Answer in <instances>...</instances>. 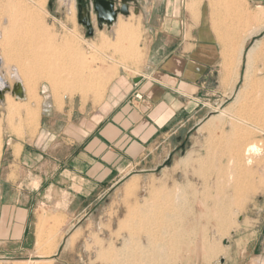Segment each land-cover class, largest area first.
Returning a JSON list of instances; mask_svg holds the SVG:
<instances>
[{"label": "rangeland", "instance_id": "obj_1", "mask_svg": "<svg viewBox=\"0 0 264 264\" xmlns=\"http://www.w3.org/2000/svg\"><path fill=\"white\" fill-rule=\"evenodd\" d=\"M163 1L127 0L128 16H119L111 26H101L92 13L91 27L84 25L77 0L17 1L26 12L18 10L12 15L14 18L6 16L3 27L8 30L13 26L19 32L14 37L18 45L15 44L23 49L19 50L21 54L27 48L21 35L34 27L31 29L40 38V51L52 61L46 63L41 73L30 75L31 83L37 87L33 86L36 95L40 96L37 98L41 99L40 120L49 100L60 108L67 98L100 103L119 74H143L153 54L147 32L161 24L158 16L167 5ZM90 3L91 0H85L84 7L88 9ZM188 9L192 11V7ZM145 13L151 14L150 20L143 16ZM11 20L17 21L18 26ZM242 21L246 36L249 19L236 18L237 27ZM124 24L133 30L120 33ZM90 31L94 32L93 36ZM255 34L245 47L242 68L246 67V75L238 85L237 97L228 103L215 101L219 102L218 107L210 109V120L198 135V145H190L189 141L175 143V152L169 160L152 173H123L117 186L119 194L109 193L107 202L93 205L85 214H77L75 220L43 214L37 225L34 251L30 246L28 253L10 254L9 264H224L230 245L244 229L250 228L251 219H264V27H259ZM126 45L131 47L128 51ZM1 50L0 46V53ZM6 70L1 73L7 89L3 90L4 99L0 98V176L6 149L13 142L36 139L40 129V120L35 124L25 115L23 120L15 115L10 117L5 98L9 96L14 104L22 105L26 101V88L23 85L21 97L14 95L11 88L17 79ZM50 70L51 77L47 73ZM73 70H80L81 79L93 80L94 86L79 90ZM250 146L255 153L249 157L246 150ZM163 190L173 191L170 200L160 198L161 194L165 196L160 192ZM152 211L159 216H152L151 220L141 215ZM40 235L44 239L42 247L38 245ZM225 241L228 243L224 244ZM158 245L164 249L155 250ZM4 248L0 243V252Z\"/></svg>", "mask_w": 264, "mask_h": 264}, {"label": "crops", "instance_id": "obj_2", "mask_svg": "<svg viewBox=\"0 0 264 264\" xmlns=\"http://www.w3.org/2000/svg\"><path fill=\"white\" fill-rule=\"evenodd\" d=\"M163 2L161 24L147 32L153 54L143 74H119L100 103L67 98L60 108L49 100L38 137L6 149L0 264H9L10 254L33 249L43 214L75 220L107 202L109 193L119 194L123 173H152L169 160L175 143L198 145L210 120L209 105L237 97L246 75V44L264 27V0ZM236 18L249 19L246 36ZM251 220L230 245L224 264H264V219Z\"/></svg>", "mask_w": 264, "mask_h": 264}, {"label": "bare ground", "instance_id": "obj_3", "mask_svg": "<svg viewBox=\"0 0 264 264\" xmlns=\"http://www.w3.org/2000/svg\"><path fill=\"white\" fill-rule=\"evenodd\" d=\"M17 1H19V0H0V16H5V17H3V18H1L0 20V46L2 47V50H1V53H0V86L2 87V90L0 89V98L3 100L4 99V91H6V89H7V84L5 83V80H4V78H3V76H2V71H4V70H6L7 68V72H9L11 75H12V77H15L16 79H17V82L15 83L16 84V86H17V89L19 88V90H20V92L19 93H14V87H15V84L12 86V91H13V93H14V95L16 94L17 96H22L23 95V91H24V87H23V85H25V88H26V91H25V99H26V101L24 102V104H22V105H18V103L17 104H14V102L11 100V98L8 96L7 98H5V103H6V105H7V111H8V113H9V115H10V117L12 116H19L20 117V119H22V116L23 115H25V117H27L28 118V120H30L29 122H31V123H38L39 122V120H40V116H39V106H40V102H41V99L39 100L37 97L39 96L38 94L36 95V91L34 90V87H36V86H34L31 82V80H30V75L31 74H33V72H39V73H41V71L43 70V68H44V66L46 65V63L48 62V63H50V61H51V57H49L48 56V54H47V56H48V58H47V56L45 57V53H42L41 51H40V48L38 47V39H40L39 38V36H38V38H37V36L34 34V32H33V30L31 29V28H34V27H29V28H27V29H29V31L28 32H26L25 34H23V35H21L22 36V39H23V43L25 44L26 43V45H27V48H26V50L24 51V53H20L19 52V50L20 51H22L21 49H19L18 48V43H16V38L14 37V36H16L15 34L17 33V30L16 29H14V27L13 26H11V27H9V28H11L12 29V27H13V29L11 30V31H9V28H8V30L6 29V28H4L3 26L5 25V22L7 21L5 18H6V16H12V15H15L17 12H19L18 10H21V12H23L24 13V11L26 12V10L24 9V7H23V4L22 3H19V2H17ZM28 1H30V0H28ZM20 6H22L21 8H19ZM39 7V6H38ZM100 7V6H99ZM106 7V6H105ZM2 9V10H1ZM38 9H40V10H42L41 8H38ZM262 12V11H261ZM15 13V14H14ZM30 14V13H29ZM264 14V13H263ZM7 17V18H8ZM13 18H14V16H12ZM33 17H35V16H33ZM36 18V17H35ZM14 20V19H13ZM13 20H11V21H13ZM16 20V19H15ZM11 21H10V23H11ZM17 22V21H16ZM15 22V23H16ZM13 23H14V21H13ZM12 23V24H13ZM14 23V24H15ZM122 23V22H121ZM9 24V23H8ZM19 24V23H18ZM15 25H17V24H15ZM121 25V24H120ZM125 25V26H124ZM123 26H121V32L120 33H122V34H125V33H127L128 32V29L130 28V26L129 27H127L126 26V24H124ZM18 26V25H17ZM16 26V28H18ZM21 26V25H20ZM19 26V27H20ZM25 26H23V28H24ZM37 29V28H36ZM131 30H133V28H130ZM15 30H16V32H15ZM19 31H20V29H18ZM38 30V29H37ZM36 30V31H37ZM40 30V29H39ZM23 31V30H22ZM35 31V30H34ZM134 31H136V29L134 28ZM25 32V31H24ZM130 32V31H129ZM19 33V32H18ZM18 33H17V35H18ZM23 33V32H22ZM119 33V34H120ZM135 32H133V34H134ZM130 34H132V33H130ZM130 34H128V35H130ZM39 35V34H38ZM127 35V34H126ZM125 36V35H124ZM124 36L122 35V38L124 39ZM20 37V36H19ZM135 36H133V38H134ZM130 38V37H129ZM129 38H128V40H129ZM131 38H132V36H131ZM19 39V38H18ZM123 39H122V41H123ZM125 39H126V37H125ZM46 40V39H45ZM120 40V39H119ZM125 42H127V39H126V41ZM130 42V41H129ZM17 45H16V44ZM70 43V42H69ZM124 43V42H123ZM131 44V43H130ZM129 44V45H130ZM20 45V44H19ZM40 45V44H39ZM122 45V44H121ZM120 45V46H121ZM128 45V46H129ZM131 46V45H130ZM26 47V46H25ZM123 46H121L120 48H122ZM125 47V46H124ZM41 48H42V46H41ZM49 48V47H48ZM126 48H127V45H126ZM129 48H131V47H129ZM129 48H127V51H128V49ZM133 48V47H132ZM46 50H48L47 48H46ZM53 50V49H52ZM124 50V49H123ZM45 51V50H44ZM55 51V50H54ZM57 51V50H56ZM137 51V50H136ZM135 51V52H136ZM46 52V51H45ZM49 52V51H48ZM123 52H125V51H123ZM134 52V51H133ZM121 53V52H120ZM55 54V53H54ZM56 54H57V52H56ZM126 54V53H125ZM133 54V53H132ZM122 55V54H121ZM55 56V55H54ZM58 56V55H57ZM60 56V55H59ZM130 56V55H129ZM52 57H53V55H52ZM63 57V56H62ZM123 57H125V56H123ZM126 57H127V55H126ZM125 57V58H126ZM55 58V57H54ZM53 58V59H54ZM58 58V57H57ZM59 59V58H58ZM84 59V58H83ZM60 60V59H59ZM81 61V60H80ZM52 62V61H51ZM75 64V63H74ZM121 64V63H120ZM62 65V64H61ZM75 65H77V64H75ZM123 65V64H122ZM74 67V66H73ZM48 68H49V66H48ZM54 68V67H53ZM63 68V67H62ZM78 68V67H77ZM79 69V68H78ZM82 69V68H81ZM85 71V70H84ZM83 71V72H84ZM55 72V71H54ZM53 72V73H54ZM56 72H58V71H56ZM49 75V77H51V74H52V71L50 70V71H48L47 72ZM35 74V73H34ZM68 74V73H67ZM56 75H58V74H56ZM55 75V76H56ZM72 75H74L75 77H74V79L73 80H78V82H76V87L77 88H79V90H81V91H86V90H88V89H90V88H92L93 86H94V84H93V80H91V81H89L87 78H83V79H81L83 76V74H82V72L80 71V70H73V73H72ZM91 75V74H90ZM53 76H54V74H53ZM59 76V75H58ZM71 76V75H70ZM82 76V77H81ZM57 77V76H56ZM66 77V76H65ZM58 78V77H57ZM65 79V78H64ZM82 80V81H80V80ZM90 79H91V77H90ZM52 80V79H51ZM54 80V79H53ZM87 80H88V82H87ZM67 81V80H66ZM70 81V80H69ZM73 82V81H72ZM71 81H70V83H72ZM86 82V83H85ZM75 83V82H74ZM75 85V84H74ZM34 86V87H33ZM37 88V87H36ZM73 88V87H72ZM74 88H75V86H74ZM4 90V91H3ZM8 91V90H7ZM11 93V92H10ZM16 96V97H17ZM40 97V96H39ZM18 98V97H17ZM25 117L23 118V119H25ZM26 118V119H27ZM22 119V120H23ZM14 121V120H13ZM27 121V120H26ZM20 122V121H19ZM18 122V123H19ZM22 122V121H21ZM28 122V121H27ZM24 123H26V122H24ZM22 125V124H21ZM13 126V125H12ZM11 126V127H12ZM27 127H28V125H26ZM33 127V126H32ZM13 128V127H12ZM11 128V129H12ZM19 128V127H18ZM31 128V127H30ZM20 129V128H19ZM29 129V128H28ZM37 129V128H36ZM27 130V129H26ZM25 131V130H24ZM37 131V130H36ZM35 131V132H36ZM0 132H1V130H0ZM28 132L29 133H31L29 130H28ZM34 133V132H33ZM253 146V145H252ZM250 148V149H249ZM248 149V151L246 150V152H248V154H247V156H251V155H253L254 153H255V149L253 148V147H249ZM1 153H2V146H1V143H0V158H1ZM250 159V158H249ZM168 189V188H167ZM161 193H164L165 194V196L164 195H160V198H162V200L163 201H168V200H170V198L172 197V195H169V194H171L173 191H167V192H165V190H163V191H160ZM153 197V196H152ZM155 197V196H154ZM155 200V199H154ZM157 202H158V199H157ZM174 202V201H173ZM153 203V202H152ZM160 203V202H159ZM149 204V203H148ZM147 204V205H148ZM155 205V204H154ZM166 205V204H165ZM155 206H157V205H155ZM159 206V205H158ZM169 206V205H168ZM161 207V206H160ZM156 208H158V207H156ZM153 210H155V209H153ZM164 210V209H163ZM162 210V211H163ZM156 212H157V210H155ZM160 211V210H159ZM154 211H152V212H145V213H142L141 215H142V217H145L146 219H151L152 220V216H159L156 212H155V214L153 213ZM164 212H162V214H163ZM162 214H161V216H162ZM140 214H138L137 216H139ZM154 219V218H153ZM163 219V218H162ZM165 220H166V218H165ZM144 221V220H143ZM147 221V220H146ZM145 221V222H146ZM142 223V222H141ZM149 224V223H148ZM42 225V224H41ZM138 225V224H137ZM136 225V226H137ZM139 226H141V225H139ZM138 226V227H139ZM146 227V226H145ZM148 227V226H147ZM143 228V227H142ZM139 230H140V228H139ZM143 230L145 231V229L143 228ZM149 230V229H148ZM147 230V231H148ZM150 232H151V230H150ZM151 234V233H150ZM153 234V233H152ZM147 235H148V233H147ZM42 235H40V237H38L39 238V240H38V245L40 246V247H42V243H43V241H44V239H43V241H42V237H41ZM44 238V237H43ZM149 238V237H148ZM44 243H46V241L44 242ZM152 247V246H151ZM157 249H155V250H160V249H164V246L162 247V246H157L156 247ZM42 249V248H41ZM45 249V248H44ZM145 249V248H144ZM147 249V248H146ZM150 249V248H149ZM114 254H115V252H114ZM44 255V254H43Z\"/></svg>", "mask_w": 264, "mask_h": 264}, {"label": "flooded vegetation", "instance_id": "obj_4", "mask_svg": "<svg viewBox=\"0 0 264 264\" xmlns=\"http://www.w3.org/2000/svg\"><path fill=\"white\" fill-rule=\"evenodd\" d=\"M84 3L85 0H82L81 3L78 2V8L79 12L82 10V15L84 18L82 19L84 23H86V27H91L93 24L92 13H95L99 25L103 26V24L106 25L111 19L118 20L119 16H123L122 12L125 11V9L128 12L130 11L127 0H91L88 9L84 7ZM84 8L85 14H83ZM90 33H92V36L94 35L93 31H90Z\"/></svg>", "mask_w": 264, "mask_h": 264}, {"label": "water", "instance_id": "obj_5", "mask_svg": "<svg viewBox=\"0 0 264 264\" xmlns=\"http://www.w3.org/2000/svg\"><path fill=\"white\" fill-rule=\"evenodd\" d=\"M78 2L79 3H81L82 2V0H78ZM128 14L129 13H127L126 11H123L122 12V15H124V16H128ZM116 19H111L110 21H108V25H112L113 23H114V21H115ZM82 23V22H81ZM86 23H84V25H85ZM91 35H92V33H90ZM139 82H141V79L140 78H138V79H135L134 81H133V83L134 84H138ZM14 93H19L20 92V90H19V88L17 89V86L15 85V87H14ZM228 242L227 241H225V243L224 244H227Z\"/></svg>", "mask_w": 264, "mask_h": 264}, {"label": "built area", "instance_id": "obj_6", "mask_svg": "<svg viewBox=\"0 0 264 264\" xmlns=\"http://www.w3.org/2000/svg\"><path fill=\"white\" fill-rule=\"evenodd\" d=\"M137 98H140V95H137ZM218 103H219V102H215L214 104L209 105L210 109H211V108H214V109L216 110V107H218Z\"/></svg>", "mask_w": 264, "mask_h": 264}]
</instances>
